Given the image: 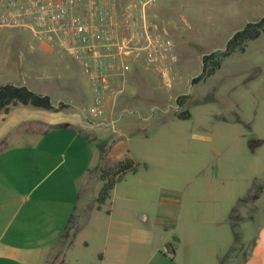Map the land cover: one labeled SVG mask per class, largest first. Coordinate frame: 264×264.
<instances>
[{"label":"crops","instance_id":"crops-1","mask_svg":"<svg viewBox=\"0 0 264 264\" xmlns=\"http://www.w3.org/2000/svg\"><path fill=\"white\" fill-rule=\"evenodd\" d=\"M134 82L128 71L111 76L104 118L89 116L77 103L78 85L72 80L70 95L40 91L52 96L56 108L60 102L68 107L49 110L18 104L0 113V264H264V160L257 159V148L244 159L247 187L240 189L237 182L242 175L232 182L226 175L214 182L207 178L193 189L173 186L158 193L151 225L143 224L150 221L148 211L132 217L125 205L113 204L130 196L119 186L122 180L105 203L96 202L103 185L101 166L127 154L139 159L116 137L89 141L92 150L86 162L73 155L68 159L73 142L60 140V134L81 123L93 131L115 127L125 112L137 111L120 99L137 97V88L125 94ZM143 166L148 169L147 163ZM89 180L97 185L86 205L79 206ZM184 181L191 184L195 179ZM255 183L263 184L259 197L241 207L234 226L231 211ZM169 243H174V251Z\"/></svg>","mask_w":264,"mask_h":264},{"label":"rangeland","instance_id":"rangeland-1","mask_svg":"<svg viewBox=\"0 0 264 264\" xmlns=\"http://www.w3.org/2000/svg\"><path fill=\"white\" fill-rule=\"evenodd\" d=\"M152 14H158L160 31L173 42L176 59L170 66L171 81L166 82L144 59L134 62L128 72L136 86L128 84L125 94L137 88L138 95L130 101L124 95L120 99L137 111L125 112L115 127L93 131L81 123L59 133L60 140L73 142L68 159L73 155L82 163L91 156L89 141L116 137L126 142L141 165L136 174L128 173L119 183L130 196L113 204L125 205L132 217L148 211L150 221L144 225L154 221L158 193H167L173 186L193 189L207 178L214 182L226 175L232 182V177L242 175L237 182L240 189L247 187L245 160L255 149L250 143L264 139V31L244 52L226 57L213 75L192 82L203 70V54L221 50L236 31L264 17V0H157ZM86 79L78 61L44 47L30 29L0 26V85L23 83L56 97L72 93V80L78 85L76 101L87 112L92 93ZM182 94H190L186 107L192 116L186 120L175 115L176 99ZM82 120L88 125L87 119ZM256 148L257 159L263 161L264 144ZM189 176L195 179L191 184L184 181ZM88 184L79 196V206L86 205L97 181Z\"/></svg>","mask_w":264,"mask_h":264},{"label":"built area","instance_id":"built-area-1","mask_svg":"<svg viewBox=\"0 0 264 264\" xmlns=\"http://www.w3.org/2000/svg\"><path fill=\"white\" fill-rule=\"evenodd\" d=\"M157 0H0V26L30 29L34 39L78 61L92 85L87 114L104 118L111 76L144 59L170 81L174 46L151 14Z\"/></svg>","mask_w":264,"mask_h":264},{"label":"trees","instance_id":"trees-1","mask_svg":"<svg viewBox=\"0 0 264 264\" xmlns=\"http://www.w3.org/2000/svg\"><path fill=\"white\" fill-rule=\"evenodd\" d=\"M263 31L264 17L257 21L249 22L241 30L236 31L226 43L225 50H216L203 57V70L198 76L193 78V84L213 75L222 66L226 57L237 51L244 52L248 43L260 37ZM189 98L190 94H182L177 97L176 102L179 105V109L175 113L177 118L182 120L191 118L192 113L186 107ZM18 104L30 105L49 110H59L69 106L64 102H60L59 106L56 108L50 94L35 91L28 85L15 83L0 85V113H8L13 106ZM263 141L264 140L253 139L250 145L254 149ZM140 165L139 162H136L129 154H127L112 164H104L101 166L100 177L103 180V185L96 198V202L99 206L110 198L115 185L123 180L128 173H136L139 170ZM144 166L147 165L144 164ZM262 187L263 184H253L249 192L241 198L232 209L230 219L234 226L237 221L240 220L239 211L241 207L254 202L259 197ZM175 240H177V238ZM168 247H170L171 251H174V243H169ZM225 260L226 256L223 259V262Z\"/></svg>","mask_w":264,"mask_h":264},{"label":"water","instance_id":"water-1","mask_svg":"<svg viewBox=\"0 0 264 264\" xmlns=\"http://www.w3.org/2000/svg\"><path fill=\"white\" fill-rule=\"evenodd\" d=\"M234 35V34H233ZM232 35V36H233ZM226 49V46L225 47H223V48H221V50H225ZM207 54H209V53H205V54H203V57L205 56V55H207ZM203 57H202V61H203ZM204 64V63H203ZM196 76H198V75H196ZM196 76H194V77H196ZM177 107H179V105L177 104Z\"/></svg>","mask_w":264,"mask_h":264}]
</instances>
